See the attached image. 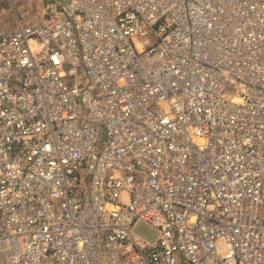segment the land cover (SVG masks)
I'll return each mask as SVG.
<instances>
[{
    "label": "built area",
    "instance_id": "built-area-1",
    "mask_svg": "<svg viewBox=\"0 0 264 264\" xmlns=\"http://www.w3.org/2000/svg\"><path fill=\"white\" fill-rule=\"evenodd\" d=\"M41 3L0 33V264H264V0Z\"/></svg>",
    "mask_w": 264,
    "mask_h": 264
},
{
    "label": "rangeland",
    "instance_id": "rangeland-1",
    "mask_svg": "<svg viewBox=\"0 0 264 264\" xmlns=\"http://www.w3.org/2000/svg\"><path fill=\"white\" fill-rule=\"evenodd\" d=\"M16 16L23 23H38L42 16L41 0H0V33L13 29ZM134 233L148 241H154L157 231L144 220H140L134 227Z\"/></svg>",
    "mask_w": 264,
    "mask_h": 264
}]
</instances>
